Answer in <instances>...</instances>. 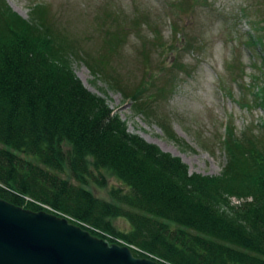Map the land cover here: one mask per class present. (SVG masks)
Returning a JSON list of instances; mask_svg holds the SVG:
<instances>
[{
    "label": "trees",
    "instance_id": "obj_1",
    "mask_svg": "<svg viewBox=\"0 0 264 264\" xmlns=\"http://www.w3.org/2000/svg\"><path fill=\"white\" fill-rule=\"evenodd\" d=\"M34 7L38 23L0 0V198L33 211L47 206L164 264H264L263 134L237 138L230 128L221 174L189 175L84 86L69 62L71 46L48 28L46 7ZM253 39L261 61L255 102L264 110V38ZM108 65L101 55L90 67L108 74ZM134 100L144 111L150 105ZM105 171L122 185L111 200L88 188L90 180L105 185ZM117 217L131 229L116 231L110 219Z\"/></svg>",
    "mask_w": 264,
    "mask_h": 264
},
{
    "label": "rangeland",
    "instance_id": "obj_2",
    "mask_svg": "<svg viewBox=\"0 0 264 264\" xmlns=\"http://www.w3.org/2000/svg\"><path fill=\"white\" fill-rule=\"evenodd\" d=\"M3 1L34 23V6L46 7L47 26L71 46L69 62L84 86L106 101L130 133L179 158L189 175L221 174L230 128L237 138L251 130L264 137V110L254 88L260 52L250 45L264 38V0ZM101 55L108 74L100 68L96 75L90 66ZM139 95L150 103L145 111L134 100ZM103 175L105 185L90 180L88 188L111 200V189L122 185L107 171ZM110 221L116 231L131 229L125 218Z\"/></svg>",
    "mask_w": 264,
    "mask_h": 264
},
{
    "label": "water",
    "instance_id": "obj_3",
    "mask_svg": "<svg viewBox=\"0 0 264 264\" xmlns=\"http://www.w3.org/2000/svg\"><path fill=\"white\" fill-rule=\"evenodd\" d=\"M0 264H164L46 210L0 198Z\"/></svg>",
    "mask_w": 264,
    "mask_h": 264
},
{
    "label": "bare ground",
    "instance_id": "obj_4",
    "mask_svg": "<svg viewBox=\"0 0 264 264\" xmlns=\"http://www.w3.org/2000/svg\"><path fill=\"white\" fill-rule=\"evenodd\" d=\"M49 212H51V213H55V214H61V213H57V212H55V211H49ZM62 215V214H61Z\"/></svg>",
    "mask_w": 264,
    "mask_h": 264
}]
</instances>
